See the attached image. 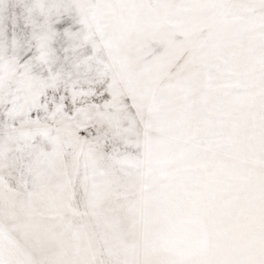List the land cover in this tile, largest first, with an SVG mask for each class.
Returning a JSON list of instances; mask_svg holds the SVG:
<instances>
[{"label":"snow or ice","instance_id":"obj_1","mask_svg":"<svg viewBox=\"0 0 264 264\" xmlns=\"http://www.w3.org/2000/svg\"><path fill=\"white\" fill-rule=\"evenodd\" d=\"M0 264H264V0H0Z\"/></svg>","mask_w":264,"mask_h":264}]
</instances>
